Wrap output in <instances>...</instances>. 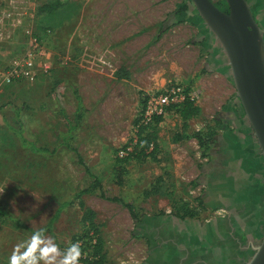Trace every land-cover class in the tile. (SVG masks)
<instances>
[{
  "label": "rangeland",
  "instance_id": "rangeland-1",
  "mask_svg": "<svg viewBox=\"0 0 264 264\" xmlns=\"http://www.w3.org/2000/svg\"><path fill=\"white\" fill-rule=\"evenodd\" d=\"M53 1L0 0V203L27 228L43 230L59 201L90 185L80 158L101 185V191L81 197L84 209L94 213L100 253L98 242L84 247L81 240L72 242L86 228L84 209L74 201L44 235L58 246L57 260L78 244L77 264H85L81 260L90 253H95L91 264L100 256L101 264H162L171 242L167 231L160 236L156 221L177 218L175 206L183 202L196 212L192 220L210 216L206 188L192 186L205 161L196 154L194 140L174 138L202 130L220 111L230 86L224 76L201 73L206 51L191 43L190 27L174 16L183 0H61L65 5L53 14L38 12ZM249 2L259 8L260 0ZM33 41L47 54L49 70L32 82L2 83L1 73L13 58L38 49ZM175 85L189 91L200 113L182 121L169 108L155 128V146L141 156L133 148L141 103ZM77 112L81 119L75 125ZM68 121L74 127L67 143L78 156L62 140ZM10 127L57 152L32 154ZM120 151L133 155L124 160L127 154L120 157ZM124 204L141 211V224L148 225L135 228ZM30 238L0 219V264H9L14 251L23 253ZM17 245L22 246L18 251Z\"/></svg>",
  "mask_w": 264,
  "mask_h": 264
},
{
  "label": "crops",
  "instance_id": "crops-1",
  "mask_svg": "<svg viewBox=\"0 0 264 264\" xmlns=\"http://www.w3.org/2000/svg\"><path fill=\"white\" fill-rule=\"evenodd\" d=\"M190 21L184 23L190 27L191 43L196 42L195 45L204 48L206 56L207 50L213 48V40L197 19ZM215 58L221 59L217 51ZM212 70L206 74L212 78L224 76L227 88L230 86V95L218 112L223 118L226 116V126L220 131L226 136L222 155L226 164H231L233 176L226 179L223 192L213 188L207 191L206 209L210 216L206 219L180 220L171 216L156 221L160 236L162 231H167L171 242L165 247L168 258L162 264H245L252 247L259 244L264 233V161L259 157L258 147L242 114L229 69L225 70L218 63ZM143 225L148 224H140V227ZM146 240L151 243L150 239Z\"/></svg>",
  "mask_w": 264,
  "mask_h": 264
},
{
  "label": "trees",
  "instance_id": "trees-1",
  "mask_svg": "<svg viewBox=\"0 0 264 264\" xmlns=\"http://www.w3.org/2000/svg\"><path fill=\"white\" fill-rule=\"evenodd\" d=\"M246 1L249 5L254 21L261 29H264V27L260 25L259 20L257 19V15H258L261 21L264 22V19L262 18V14H261L262 12H264V0H260L259 8L256 7L258 5L251 4L249 0H246ZM211 2L220 11L226 14L228 13V8L224 0H211ZM64 5L65 3L63 1L55 0L53 2H49L41 6L38 9V12L42 14L45 13V14L51 15L54 12H56L57 9L63 7ZM174 16L177 19V23H184L186 21L191 22L190 19L192 20L197 19L199 23L201 24L202 29L206 30L209 37L213 40V48L211 47L212 49L209 48L207 50V47H206L207 56H206L204 67L201 72L202 74L212 72L213 71L212 68L214 67V64H218V63H221L225 70L228 69V67L226 66L227 61H226L225 55L222 53L219 45L214 41L213 36L208 32V30L204 26L191 0H183L182 3L177 7L174 13ZM215 51H217V53L221 55L220 60L219 59L216 60ZM184 93L186 95L184 102L178 107H171V108L176 110V112L178 113L182 121H187L191 118H197L198 114L200 113L199 109L195 106L194 100L189 97V91L185 89ZM145 99H143L141 103L142 104L141 111L143 109ZM77 103H78L77 111H79L82 108L79 97H77ZM224 110L225 109H223V111ZM241 111H242V114L244 115L242 108H241ZM15 114L17 115V112ZM77 114L79 116L78 118H76L77 123H75V125H78L81 119V115L78 112ZM161 118L162 117L155 118L152 123L146 126L142 124L138 126L139 121L138 120L136 121L138 130L136 134L135 145L133 146V148L140 149L139 154H141V156H144L145 151H148L150 150L151 147L155 146V142L157 138L155 128L157 124H159ZM225 120H226V116L223 118L222 114L218 112L212 117L211 121L208 122L202 130L194 131L190 134L182 133L181 135H176L174 138V142H179L182 140H194L198 147L200 158L202 160H205V164L200 165L198 167L201 173V177L192 182V186L194 188H197L199 185H203L204 188H206L208 192L209 190H211V188L218 189L221 192H223L224 190H226V179H231V177L233 176L231 172V164L230 163L226 164V160L223 159L224 156L222 155L223 151L226 148V136L224 134L223 135L220 134V131L222 130L224 131L223 125L226 126ZM67 124L69 126V130H68L67 135H64V138L62 140L66 141L65 142L66 148L70 149L72 152H74L78 156L77 151L75 149H72L67 143L68 137H71V131L73 129L72 127H74L70 121H68ZM10 128L15 134V136L18 137V139L20 140L22 147H25L26 150L31 152L32 154L53 156L57 152V149H53L52 151H49L45 148L36 146L33 142L25 139L19 130H16L14 127H10ZM132 155H133L132 153H127L126 157H124L125 158L124 160H128L129 158L132 157ZM259 157L262 159L260 154H259ZM78 162L84 168L85 174L92 181L90 185H88L86 188L72 194L71 197L67 198L66 200L59 201L58 203L59 206H58L57 211L55 212V215L53 216L51 221L46 225V227L43 230H40L43 236L51 229L52 223L58 217V215L72 202L77 201L79 204V207L83 210L84 205L81 200V197L85 194H90L97 189L101 191V185H100L99 179L91 173V170L82 163L80 158ZM149 194H150L149 191H145L143 193V196L148 197ZM101 197L103 198V195H101ZM115 200L116 199H113L112 201H115ZM197 201H198V206L203 205L201 198H197ZM124 206L127 208L129 212V215L133 222L134 227L135 228L139 227L140 224L142 223L144 215L141 213V211H135L131 205L124 204ZM174 212H175L174 213L175 216H177V218L180 220L185 219V218L193 219L196 216V212L190 209L188 205L184 202L180 203V205H176ZM0 219L11 223L16 228L22 229L23 231L27 232L30 236H32L33 233L37 232L30 228H27L22 222H20L18 219L10 215V213L6 210V208L4 207L2 203H0ZM93 220H94V213L90 210L84 209L83 217H82V224L83 226H86V228H84V231L82 232V236L75 237L72 242L75 243L81 240L82 247H84L87 244H90V241L98 242L95 248H96L97 254L99 255L100 241L97 237L98 229H97V226L94 224ZM90 232H92L93 235H96V238L94 236H89ZM94 256H95V253L87 254L85 257L82 258L81 261L85 264H91L90 259ZM102 260H103V256H100V258L97 261V264H101Z\"/></svg>",
  "mask_w": 264,
  "mask_h": 264
},
{
  "label": "water",
  "instance_id": "water-1",
  "mask_svg": "<svg viewBox=\"0 0 264 264\" xmlns=\"http://www.w3.org/2000/svg\"><path fill=\"white\" fill-rule=\"evenodd\" d=\"M228 13L211 0H191L225 55L236 97L264 161V30L246 0H224ZM245 264H264V233Z\"/></svg>",
  "mask_w": 264,
  "mask_h": 264
},
{
  "label": "built area",
  "instance_id": "built-area-1",
  "mask_svg": "<svg viewBox=\"0 0 264 264\" xmlns=\"http://www.w3.org/2000/svg\"><path fill=\"white\" fill-rule=\"evenodd\" d=\"M35 43V41H33ZM34 48H38L35 43ZM48 56L44 50L38 48L29 51L23 56L15 57L1 73L2 83L11 84L15 81L25 80L32 82L40 72L49 70ZM189 97L192 99L191 95ZM186 98L184 89L179 85L172 86L168 90L148 95L145 99L140 116V124L146 126L153 122L155 118L164 117L171 107H178ZM120 151L119 156L127 154Z\"/></svg>",
  "mask_w": 264,
  "mask_h": 264
},
{
  "label": "clouds",
  "instance_id": "clouds-1",
  "mask_svg": "<svg viewBox=\"0 0 264 264\" xmlns=\"http://www.w3.org/2000/svg\"><path fill=\"white\" fill-rule=\"evenodd\" d=\"M16 246V251L21 248ZM26 250L21 254H14L9 259V264H77L80 250L78 244H72L63 254L62 259L58 246L51 240L45 239L42 232L37 231L32 234L31 238L23 245Z\"/></svg>",
  "mask_w": 264,
  "mask_h": 264
},
{
  "label": "flooded vegetation",
  "instance_id": "flooded-vegetation-1",
  "mask_svg": "<svg viewBox=\"0 0 264 264\" xmlns=\"http://www.w3.org/2000/svg\"><path fill=\"white\" fill-rule=\"evenodd\" d=\"M260 13H261V12H260ZM261 14H262V18L264 19V12H262ZM257 19L259 20L260 25H261L262 27H264V26H263L264 22L261 21V19L259 18L258 15H257ZM262 23H263V24H262ZM263 30H264V29H263Z\"/></svg>",
  "mask_w": 264,
  "mask_h": 264
}]
</instances>
